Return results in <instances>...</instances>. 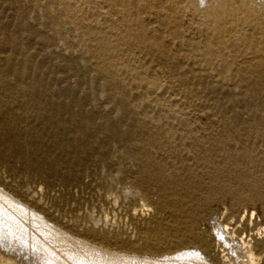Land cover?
Returning a JSON list of instances; mask_svg holds the SVG:
<instances>
[{"label":"rangeland","instance_id":"1","mask_svg":"<svg viewBox=\"0 0 264 264\" xmlns=\"http://www.w3.org/2000/svg\"><path fill=\"white\" fill-rule=\"evenodd\" d=\"M104 1L0 0L3 259L264 264V0Z\"/></svg>","mask_w":264,"mask_h":264},{"label":"bare ground","instance_id":"2","mask_svg":"<svg viewBox=\"0 0 264 264\" xmlns=\"http://www.w3.org/2000/svg\"><path fill=\"white\" fill-rule=\"evenodd\" d=\"M90 2L92 3V5H93V8H94V11H93V15H92V17H91V22L93 23L92 25L94 26V28H96L97 30H98V32L100 33V34H103V35H105L107 38H108V40L109 41H112V42H116V41H122L123 40V38L121 37V36H119L120 35V31L122 30L121 29V24L119 23L120 21L116 18V17H114L113 16V14L111 13V10H110V8L107 6V4H106V1H104V0H90ZM73 7H75V9L77 10V12L78 13H81V12H83L84 11V8L83 7H81V6H79V4L76 2L75 4H73ZM73 15H74V17L76 16V18H78V15L79 14H75V13H73ZM73 15H71V16H73ZM74 17H72V19L74 18ZM75 20V19H74ZM119 21V22H118ZM119 24H120V26H119ZM87 26V28H89L90 26H88V25H86ZM93 28V30H95ZM97 30H95L96 32H97ZM97 32V33H98ZM102 50H105V51H108V49H107V47L104 45V44H102ZM112 55V54H111ZM129 61V60H128ZM161 82L162 83H164V81H159V83L161 84ZM156 84V83H155ZM158 84V83H157ZM165 84V83H164ZM152 86H155V85H153V84H151ZM159 85V84H158ZM159 87H160V85H159ZM158 87V88H159ZM166 87V86H165ZM162 88H163V86H162ZM162 88H161V90H162ZM157 89V88H156ZM157 91V90H156ZM158 91H160V90H158ZM157 91V92H158ZM163 92V91H162ZM156 93V92H155ZM157 94V93H156ZM155 94V95H156ZM158 94H160V92L158 93ZM157 94V95H158ZM156 95V97H158ZM156 97H152V100L153 101H157L159 98H156ZM166 101H169V104H172V105H176L178 108H179V110H180V113H182V114H184V115H188V116H190V115H192V114H194V112L190 109V108H187L188 106H185L184 105V103H183V99H182V97L181 96H170V97H168L167 98V100ZM167 104V103H166ZM168 107H169V105H168ZM167 107L166 106H164V109L163 108H161V110L163 109V110H166V111H168V109H166ZM3 193V192H2ZM1 194V193H0ZM4 194V193H3ZM11 199V198H10ZM2 200V199H1ZM11 200H13V199H11ZM1 202V201H0ZM14 202H16V201H14ZM9 204V203H8ZM9 205H11V204H9ZM21 205V204H20ZM6 206V205H5ZM12 206H13V203H12ZM16 206V205H15ZM23 206V205H22ZM10 207V206H9ZM11 208V207H10ZM14 207H12V209H13ZM2 209V208H1ZM27 209V208H26ZM25 209V210H26ZM11 210V209H10ZM20 211V210H19ZM22 211V210H21ZM20 211V212H21ZM30 211V210H29ZM17 212H18V210H17ZM19 212V213H20ZM23 212V211H22ZM3 213H5V212H3ZM2 213V214H3ZM23 214H24V212H23ZM9 215V214H8ZM13 215V214H12ZM16 215V214H15ZM32 215V214H31ZM19 216V215H18ZM24 216V215H23ZM27 216V215H26ZM30 216V215H29ZM34 216V215H33ZM7 217V216H6ZM13 218V217H12ZM23 218V217H22ZM26 219H27V217H25ZM25 218H23V219H25ZM21 219V218H20ZM22 219V220H23ZM6 220V219H5ZM4 220V221H5ZM12 220H14V219H12ZM34 221V220H33ZM38 221V220H37ZM22 222V221H21ZM1 223V222H0ZM4 226V225H3ZM25 226V225H24ZM2 227V226H1ZM11 228V227H10ZM29 229V228H28ZM7 233V232H6ZM20 235V234H19ZM7 237L8 236H6V241H8L7 240ZM3 238V237H2ZM14 238V237H13ZM11 239V238H10ZM9 242V241H8ZM21 242H22V240H21ZM23 242H24V239H23ZM22 242V243H23ZM7 244V243H6ZM6 244H4V246L6 245ZM28 244V243H27ZM32 244V243H31ZM3 246V242L1 241L0 242V249H1V247ZM20 246V245H19ZM28 246H30V245H28ZM8 248V250H9V246L7 247ZM6 248V249H7ZM4 249H5V247H4ZM16 249V248H15ZM20 249V248H19ZM19 249H16V250H19ZM31 249H32V247H31ZM2 250V249H1ZM11 250V249H10ZM13 250V249H12ZM23 250V249H22ZM33 250V249H32ZM31 250V251H32ZM6 251V250H5ZM30 251V252H31ZM2 252V251H1ZM0 252V253H1ZM7 252V251H6ZM9 252V251H8ZM16 252V251H15ZM36 252V251H35ZM19 253H20V251H19ZM32 253H34L33 251H32ZM37 253V252H36ZM16 254V253H15ZM1 256H2V254H0ZM22 254H20L19 256H21ZM35 255V257H36V254H34ZM0 256V257H1ZM3 256H4V254H3ZM3 256L0 258V264H7L8 262H6L5 260H7V259H3ZM244 256V255H243ZM34 258V257H33ZM42 258V257H41ZM48 258V257H47ZM235 258H237V257H235ZM22 259V258H21ZM26 259V258H25ZM40 259V258H39ZM46 259V258H45ZM28 260V259H27ZM33 260V259H32ZM36 260V259H35ZM38 260V259H37ZM36 260V261H37ZM254 260H255V258H254V256H253V254L252 253H247V255L245 254V256L243 257V260H242V262H241V264H253V262H254ZM39 261H41V260H38V262ZM51 261V260H50ZM19 262H22L21 260L19 261ZM25 261L23 260V263H24ZM31 263H33V262H31ZM36 263V262H35ZM46 263H48V262H46ZM26 264H28V262L26 263ZM34 264V263H33ZM37 264V263H36ZM231 264H233V263H231Z\"/></svg>","mask_w":264,"mask_h":264}]
</instances>
